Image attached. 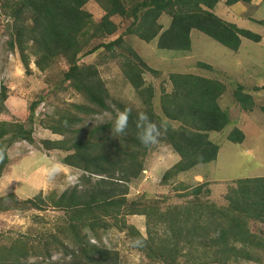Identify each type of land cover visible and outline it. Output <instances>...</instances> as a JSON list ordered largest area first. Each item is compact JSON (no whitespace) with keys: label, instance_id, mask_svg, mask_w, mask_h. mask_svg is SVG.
<instances>
[{"label":"rangeland","instance_id":"obj_1","mask_svg":"<svg viewBox=\"0 0 264 264\" xmlns=\"http://www.w3.org/2000/svg\"><path fill=\"white\" fill-rule=\"evenodd\" d=\"M14 1L0 0V122L23 124L31 129V135L22 138L12 132L4 135L1 142L7 162L0 176V196L8 193L13 196L3 201L0 209V264H63L72 259L73 232L67 224L71 212L55 206L54 202L61 192L76 184L79 189L86 186L82 176L88 173L83 175L81 169L64 164L61 160L68 152L51 148L53 144L46 142L64 139L68 145L75 139L89 138L90 129L114 119L118 112L115 101L140 107L142 98L127 81L123 70L138 68L142 62L147 66L141 69L142 78L153 90V110L161 117L159 98L162 91L171 90L170 73H194L224 84L218 102L227 115L228 124L221 131L209 133L210 139L219 145L217 158L176 175H165L175 153L165 142L158 141L139 158L141 171L127 182L126 204L120 213L102 217L109 227H98L94 236L74 222V230L82 236L86 234L90 242L96 239L95 243L116 250L123 264H183L180 251L165 247L159 241L164 234L163 225L151 221L152 237H149L146 217L128 212L151 205L153 218L156 213L175 206L225 207L228 203L225 195L235 186V179L264 176V113L260 110L264 105V25L251 19L264 20V0L229 7L219 0L215 6L214 12L220 17L261 35L258 42L241 37L236 52L197 30L191 32L189 51L161 49L157 47L156 38L145 42L135 34H123L133 20L131 9L140 1L123 0L127 13L111 17L118 26L116 31L90 42H107L122 34L121 43L111 48L100 47L78 61L80 66L92 65L97 69L108 92L111 110H99L71 86L65 77L69 68L65 57L59 56L39 69L33 63L35 54L27 48L25 67L19 49L10 43L12 21L7 7ZM84 8L92 14L94 22L104 14L94 0L88 1ZM143 13L144 10H140L139 17ZM169 21L170 16L162 13L157 22L165 28ZM24 23L29 24L30 19H25ZM198 61L210 64L211 69L198 68ZM239 87L252 95V110H244L236 101L234 91ZM255 87L259 90H254ZM75 105L92 107L95 111L86 112ZM172 124L176 127L179 123L172 121ZM233 127L244 132L241 143L227 140L226 135ZM9 128L13 131L15 127ZM55 164L62 165L63 170L54 172ZM132 169H136V165ZM91 178L94 181L98 176L91 174ZM203 182L208 184L209 191L193 194V188ZM29 198L40 207L25 201ZM247 223L252 232L264 236V222L248 219ZM228 264H264V253L261 263Z\"/></svg>","mask_w":264,"mask_h":264},{"label":"trees","instance_id":"obj_2","mask_svg":"<svg viewBox=\"0 0 264 264\" xmlns=\"http://www.w3.org/2000/svg\"><path fill=\"white\" fill-rule=\"evenodd\" d=\"M88 1L15 0L7 7V14L12 21L10 43L19 49L25 67L28 64L24 54L27 48L35 54L33 63L39 69H44L59 56L65 57L69 65L65 77L71 86L94 107L111 110L107 102L108 92L97 69L92 65L80 66L78 61L100 47L111 48L121 43L122 34L107 42L90 44L95 37L112 35L118 26L111 17L124 16L127 12L123 0H94L104 11L100 20L94 22L92 14L84 8ZM218 1L140 0L130 11L133 20L123 30V34H135L145 42L156 38L158 48L180 51L190 50L193 30L234 52L240 47L241 37L255 42L261 40L260 34L216 14L214 8ZM239 1L248 4L252 0H223V3L229 7ZM140 10H144L141 17L138 14ZM162 13L170 16L165 28L157 22ZM27 18L30 19L29 24L24 23ZM251 19L264 25V20ZM136 67L123 72L142 98L138 108L146 110L153 120L168 121V131L158 141L165 142L178 156L165 175H176L214 161L219 145L210 139L209 133L221 131L228 124L227 115L218 102L224 92V84L194 73H170L168 79L171 90L162 91L159 98L161 117L152 107V86L146 85L142 78L141 69L147 66L142 62L140 67ZM197 67L211 69L210 64L201 61L197 62ZM254 90H259V87ZM234 97L244 110H252L254 101L251 94L239 87L234 91ZM114 105L118 111L129 106L120 101H115ZM75 107L86 112L95 111L92 107ZM135 109L126 135L116 136L112 132L115 114L113 120L90 129L87 139H75L68 145L64 139L46 142L53 144L51 148L68 152L61 160L64 164L81 169L85 173L83 175L88 173V176H82L86 186L79 189L76 184L72 189L61 192L54 202L55 206L68 208L71 212L67 224L69 228L72 227L74 249L72 259L63 264H123L116 250L95 243L96 239L90 242L86 234L82 236L74 228L75 223H80L96 236L98 227H109L105 220H101L102 217L119 214L126 204L127 182L141 171L139 158L149 148L155 147L145 146L137 139ZM260 110L264 113V105L260 106ZM172 121L178 122V126H173ZM11 125L15 127L13 131L9 128ZM12 132L22 138L31 135V129L25 128L23 124L0 122V176L7 162L5 152L1 149L2 138ZM244 137V132L238 127H233L226 135L227 140L234 143H241ZM135 165L136 169H132ZM91 174L98 178L92 181ZM234 183L235 186L229 188L225 195L228 202L225 207L213 204L175 206L170 209L171 212L161 211L152 218L153 208L145 204L128 213L146 217L149 237H152L151 221L155 225H163L164 234L158 238L159 241L165 247L180 251L183 264L261 263L264 236L252 232L247 222L248 219L264 222V176L241 177L235 179ZM207 185L206 182L197 184L192 193L209 191ZM11 196L13 193L0 196V209L3 201ZM25 201L40 207L33 198ZM197 249H200L198 254Z\"/></svg>","mask_w":264,"mask_h":264},{"label":"clouds","instance_id":"obj_3","mask_svg":"<svg viewBox=\"0 0 264 264\" xmlns=\"http://www.w3.org/2000/svg\"><path fill=\"white\" fill-rule=\"evenodd\" d=\"M133 111L134 108L132 106H125L122 110L117 112L112 127V132H114L116 136L127 134L129 120L132 117ZM135 113L134 123L137 129V139L141 144L145 146L154 145L158 142L159 138L168 131L169 125L166 119H160L159 121L153 120L146 110H141L139 108L135 109ZM0 159H2V155H0ZM52 167L56 173L63 170L60 164H55Z\"/></svg>","mask_w":264,"mask_h":264},{"label":"crops","instance_id":"obj_4","mask_svg":"<svg viewBox=\"0 0 264 264\" xmlns=\"http://www.w3.org/2000/svg\"><path fill=\"white\" fill-rule=\"evenodd\" d=\"M252 3H253V0L250 3H248V4L239 1V2L234 3L233 5H251ZM155 152H157V151H155ZM172 155H173L172 156V160H173V157H174V161H173V163H174L178 159L176 157L177 156L176 154H172ZM197 166H199V165H197Z\"/></svg>","mask_w":264,"mask_h":264}]
</instances>
